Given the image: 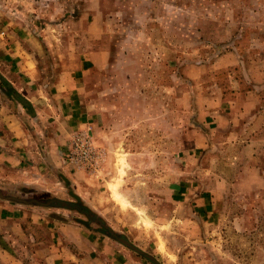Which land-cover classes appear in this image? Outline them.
Here are the masks:
<instances>
[{
    "label": "rangeland",
    "instance_id": "374dc122",
    "mask_svg": "<svg viewBox=\"0 0 264 264\" xmlns=\"http://www.w3.org/2000/svg\"><path fill=\"white\" fill-rule=\"evenodd\" d=\"M52 6L43 66L108 57L82 81L93 148L61 146L51 206L144 264H264V0ZM21 225L0 234V264H51L43 224Z\"/></svg>",
    "mask_w": 264,
    "mask_h": 264
},
{
    "label": "crops",
    "instance_id": "0c3cea01",
    "mask_svg": "<svg viewBox=\"0 0 264 264\" xmlns=\"http://www.w3.org/2000/svg\"><path fill=\"white\" fill-rule=\"evenodd\" d=\"M59 10L52 0H0V188L32 195L26 199L53 195L45 187L54 183L51 170L66 168L61 146L68 145L74 134L88 135L94 127V112L85 110L83 103L82 81L88 70L108 57L105 49H93L78 54L70 66H43V41L50 34L41 28L52 22L49 13ZM72 13L67 17H74ZM58 19L61 24L65 18ZM1 78L28 104L23 106L8 94ZM23 187L31 191L21 192ZM66 211L0 198V234L18 230L23 222H41L48 263L144 264L131 249L68 218ZM1 238L7 241L4 234Z\"/></svg>",
    "mask_w": 264,
    "mask_h": 264
},
{
    "label": "trees",
    "instance_id": "16d2710c",
    "mask_svg": "<svg viewBox=\"0 0 264 264\" xmlns=\"http://www.w3.org/2000/svg\"><path fill=\"white\" fill-rule=\"evenodd\" d=\"M1 82L6 83L7 81L4 80L3 78H1ZM6 88L8 89L7 92L8 94H11L13 96V98L17 99L19 102H21L24 106V103L26 104L24 98L22 96H20L13 88H10L9 85L6 83ZM28 104V103H27ZM26 104V105H27ZM30 192L31 190H27V192ZM23 197V196H22ZM46 197V198H45ZM45 197H38V200H40V198H42L41 200H43L42 203L39 202H35V204H42V205H52V204H56V203H50V201H52V199L50 198V196H45ZM50 198V199H49ZM23 199H25V197H23Z\"/></svg>",
    "mask_w": 264,
    "mask_h": 264
},
{
    "label": "water",
    "instance_id": "95a60500",
    "mask_svg": "<svg viewBox=\"0 0 264 264\" xmlns=\"http://www.w3.org/2000/svg\"><path fill=\"white\" fill-rule=\"evenodd\" d=\"M0 197L1 198H4V199H7V200H15V201H18V202H25V203H35V202H39V203H42L40 202L39 200H36V199H23V198H15V197H12V196H6L4 195L1 190H0ZM60 204L63 205V206H67V203L66 202H63V201H60ZM109 230V229H107ZM109 232L115 237L117 238L118 240H120V242H122L123 244L127 245V246H130L134 249H136L135 247L131 246V244H129L125 239L123 238H120V237H117L116 234H114L113 231L109 230ZM137 250V249H136Z\"/></svg>",
    "mask_w": 264,
    "mask_h": 264
},
{
    "label": "built area",
    "instance_id": "2783aa9c",
    "mask_svg": "<svg viewBox=\"0 0 264 264\" xmlns=\"http://www.w3.org/2000/svg\"><path fill=\"white\" fill-rule=\"evenodd\" d=\"M74 136H75L74 140L76 144L78 140L83 145V148H93V144L91 143L90 139H88L89 137L87 136V134L77 133V134H74Z\"/></svg>",
    "mask_w": 264,
    "mask_h": 264
},
{
    "label": "bare ground",
    "instance_id": "6f19581e",
    "mask_svg": "<svg viewBox=\"0 0 264 264\" xmlns=\"http://www.w3.org/2000/svg\"><path fill=\"white\" fill-rule=\"evenodd\" d=\"M119 181V180H118ZM119 184H120V182H119ZM117 185H118V182H117ZM118 195V194H117ZM117 199V198H116ZM120 200H122V199H120ZM126 201V200H125Z\"/></svg>",
    "mask_w": 264,
    "mask_h": 264
}]
</instances>
